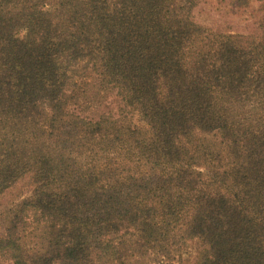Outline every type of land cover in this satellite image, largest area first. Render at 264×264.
<instances>
[{
    "label": "trees",
    "instance_id": "obj_1",
    "mask_svg": "<svg viewBox=\"0 0 264 264\" xmlns=\"http://www.w3.org/2000/svg\"><path fill=\"white\" fill-rule=\"evenodd\" d=\"M207 1L0 0V264H264V0Z\"/></svg>",
    "mask_w": 264,
    "mask_h": 264
},
{
    "label": "rangeland",
    "instance_id": "obj_2",
    "mask_svg": "<svg viewBox=\"0 0 264 264\" xmlns=\"http://www.w3.org/2000/svg\"><path fill=\"white\" fill-rule=\"evenodd\" d=\"M194 20L199 24L210 26L214 29H230L244 32L249 27V19L246 14H237L233 0H224L218 3L216 0H208L200 3L193 10Z\"/></svg>",
    "mask_w": 264,
    "mask_h": 264
}]
</instances>
